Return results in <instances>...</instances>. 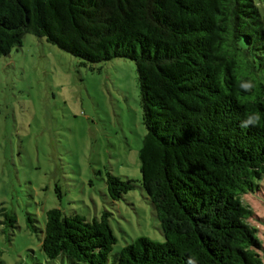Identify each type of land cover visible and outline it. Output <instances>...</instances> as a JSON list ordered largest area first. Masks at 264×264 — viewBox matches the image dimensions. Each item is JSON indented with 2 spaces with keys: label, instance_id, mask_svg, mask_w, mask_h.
<instances>
[{
  "label": "trees",
  "instance_id": "16d2710c",
  "mask_svg": "<svg viewBox=\"0 0 264 264\" xmlns=\"http://www.w3.org/2000/svg\"><path fill=\"white\" fill-rule=\"evenodd\" d=\"M26 33L95 64L135 62L146 134L141 180L165 241L113 252L110 211L28 216L46 260L264 264L245 194L264 181V15L254 0H0V56ZM258 114L256 126L241 121ZM138 181L107 173L113 201ZM15 221V218L12 219Z\"/></svg>",
  "mask_w": 264,
  "mask_h": 264
},
{
  "label": "rangeland",
  "instance_id": "374dc122",
  "mask_svg": "<svg viewBox=\"0 0 264 264\" xmlns=\"http://www.w3.org/2000/svg\"><path fill=\"white\" fill-rule=\"evenodd\" d=\"M254 1L264 15V0ZM145 134L133 60L83 64L32 33L0 56V264H69L46 260L28 221L31 215L42 224L53 207L88 220L110 211L113 252L140 236L164 242L140 186ZM108 172L139 186L113 201ZM262 185L244 200L264 246Z\"/></svg>",
  "mask_w": 264,
  "mask_h": 264
},
{
  "label": "clouds",
  "instance_id": "9594fccd",
  "mask_svg": "<svg viewBox=\"0 0 264 264\" xmlns=\"http://www.w3.org/2000/svg\"><path fill=\"white\" fill-rule=\"evenodd\" d=\"M259 123V115L253 114L247 116L243 121H241V127L247 128L249 126H256Z\"/></svg>",
  "mask_w": 264,
  "mask_h": 264
}]
</instances>
